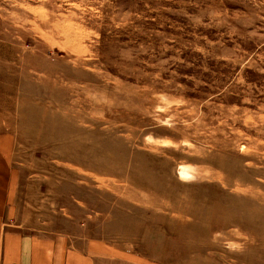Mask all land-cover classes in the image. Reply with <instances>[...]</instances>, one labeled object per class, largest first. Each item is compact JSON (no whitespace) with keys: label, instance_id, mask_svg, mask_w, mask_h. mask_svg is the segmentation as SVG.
<instances>
[{"label":"rangeland","instance_id":"rangeland-1","mask_svg":"<svg viewBox=\"0 0 264 264\" xmlns=\"http://www.w3.org/2000/svg\"><path fill=\"white\" fill-rule=\"evenodd\" d=\"M19 232L168 264H264V0H0Z\"/></svg>","mask_w":264,"mask_h":264},{"label":"crops","instance_id":"crops-1","mask_svg":"<svg viewBox=\"0 0 264 264\" xmlns=\"http://www.w3.org/2000/svg\"><path fill=\"white\" fill-rule=\"evenodd\" d=\"M1 121V120H0ZM13 135L0 122V264H168L124 254L90 241L66 240L59 234L19 232L12 223L17 181L12 169ZM262 264V263H257Z\"/></svg>","mask_w":264,"mask_h":264}]
</instances>
